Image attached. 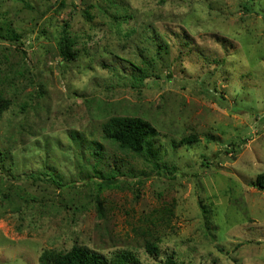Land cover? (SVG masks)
Instances as JSON below:
<instances>
[{"label":"rangeland","instance_id":"374dc122","mask_svg":"<svg viewBox=\"0 0 264 264\" xmlns=\"http://www.w3.org/2000/svg\"><path fill=\"white\" fill-rule=\"evenodd\" d=\"M0 98V264L75 244L264 264V0H0ZM114 117L150 123L176 171L108 137Z\"/></svg>","mask_w":264,"mask_h":264},{"label":"trees","instance_id":"16d2710c","mask_svg":"<svg viewBox=\"0 0 264 264\" xmlns=\"http://www.w3.org/2000/svg\"><path fill=\"white\" fill-rule=\"evenodd\" d=\"M19 36H15L17 39ZM158 40V38L156 39ZM74 43L73 38L67 33V31H63L60 39V47L63 55L68 57H74L72 50L69 45ZM160 47V44H158ZM167 49V46L165 47ZM138 71L141 70L137 66ZM145 73V72H144ZM147 75L144 74V77ZM131 77L137 79V81H142L143 77H139L136 74H131ZM11 105V100H3L0 98V114L3 113L6 109H8ZM105 131L108 137L112 138L116 142L120 143L124 147L130 149L136 154L143 155L148 154L152 156V164L154 168L157 169V172L160 173L163 170H168L172 174L176 171L175 169H171V165L166 161L160 163L153 155L152 149H150L151 142L150 139L155 135V130L150 125V123L146 122L142 118H133V117H114L112 120L108 122L105 126ZM195 136H189L188 139L181 140V143L184 144L186 142L195 141ZM93 155H97L98 151L94 150L91 152ZM3 158L0 157V162L2 163ZM51 176L52 181L55 183L61 184V178L58 175H54L51 173H46ZM256 184L260 189H264V174L261 173L258 175L256 179ZM255 184V185H256ZM147 250L149 253L154 255H159V246L155 242L147 243ZM164 264H184L180 262H176L173 257H169L166 259ZM39 264H142L140 259L136 256V254L132 251L128 250H120L118 252H114L110 257H107L99 252L91 250L85 246L75 244L68 251H57L55 249H45L40 258Z\"/></svg>","mask_w":264,"mask_h":264}]
</instances>
